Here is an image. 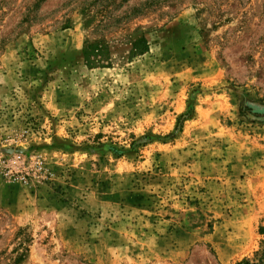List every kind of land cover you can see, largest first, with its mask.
Instances as JSON below:
<instances>
[{"label": "rangeland", "instance_id": "obj_1", "mask_svg": "<svg viewBox=\"0 0 264 264\" xmlns=\"http://www.w3.org/2000/svg\"><path fill=\"white\" fill-rule=\"evenodd\" d=\"M101 40L112 65L89 68ZM247 261L264 0H0V264Z\"/></svg>", "mask_w": 264, "mask_h": 264}, {"label": "trees", "instance_id": "obj_2", "mask_svg": "<svg viewBox=\"0 0 264 264\" xmlns=\"http://www.w3.org/2000/svg\"><path fill=\"white\" fill-rule=\"evenodd\" d=\"M149 48L150 45L147 37L140 35L132 43L129 58L143 55L149 51ZM83 56L85 64L89 68L110 67L112 65L110 47L106 44L105 40L87 41L83 48ZM245 263L249 264L248 261Z\"/></svg>", "mask_w": 264, "mask_h": 264}]
</instances>
